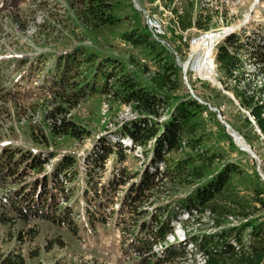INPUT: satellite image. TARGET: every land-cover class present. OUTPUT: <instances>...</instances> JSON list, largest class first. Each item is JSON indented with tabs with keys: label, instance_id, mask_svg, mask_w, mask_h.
<instances>
[{
	"label": "rangeland",
	"instance_id": "374dc122",
	"mask_svg": "<svg viewBox=\"0 0 264 264\" xmlns=\"http://www.w3.org/2000/svg\"><path fill=\"white\" fill-rule=\"evenodd\" d=\"M108 1L112 19L99 24L86 19L83 2L78 0H0V155L7 149H18L43 164L39 170L30 168L25 176H17L16 172L29 169L28 157L14 166L7 179L0 178L1 259L20 254L24 264H138L144 254L138 241L128 246L127 233L152 223L155 216L161 224L174 227L163 241L152 246L154 254L165 253L167 247L173 246L184 252L183 260L174 259L178 264H202L198 239L204 234L228 232L246 221L236 213L234 202L242 204L246 211L259 208L256 197L264 199V136L234 93L235 88L248 94L261 90V100L264 99V0H193L196 13L204 8L213 13L210 29L223 36L217 50L226 46L240 61L236 82L226 79L216 62V74L212 75L216 80L193 76L195 64L184 68L185 62H191L188 56L194 47L192 40L204 31L195 27L182 31L170 7L163 6L160 0ZM181 7L178 4L179 10ZM142 9L159 17L165 29L163 39L168 44L164 41L163 47L153 42L177 65L176 91L158 88L155 77L160 73L159 62L144 46L123 37L133 29L148 33ZM148 37L152 39L149 33ZM74 54L81 59L84 55L93 58L89 64L81 62L83 76H77L81 79L78 86L94 77L92 69L97 66V57L103 59V67L116 64L138 87L169 99L163 100L157 114H143L134 102L126 103L112 94L114 77L104 79L98 75V84L91 90L86 86L81 96L63 101L57 98L51 80L58 74L57 61ZM186 99L200 105L194 131L182 133L178 148L164 153V160L158 163L152 159L155 137L173 123V107ZM144 115L142 125L153 126L157 135L135 145L119 128L138 124ZM63 120L71 127L67 133L57 135L55 124ZM228 127L247 143L251 154L240 149ZM191 139L195 143H189ZM117 141L123 148L119 160L118 147L114 145ZM105 146L113 152L92 165ZM63 158L73 161V165L59 172L58 183L53 184L51 173ZM231 165L238 171L230 173L220 193L208 201L229 211L224 220L216 225L208 210H187V200H195L197 190L206 188L215 175ZM197 166L204 168L202 178L186 174ZM119 170L123 172L121 182L112 186L113 172L117 177ZM146 173L153 176L155 186L143 191L147 197L136 203V213L130 209L126 192L130 185L138 187ZM34 178H45L55 197V211L68 207L65 219L70 217V227L34 215L24 218L17 211L14 190L24 185L21 194L27 197V186ZM263 215L264 210H260L247 218ZM248 231L249 228L242 232L245 245L250 239ZM229 241L236 243L232 238Z\"/></svg>",
	"mask_w": 264,
	"mask_h": 264
},
{
	"label": "trees",
	"instance_id": "16d2710c",
	"mask_svg": "<svg viewBox=\"0 0 264 264\" xmlns=\"http://www.w3.org/2000/svg\"><path fill=\"white\" fill-rule=\"evenodd\" d=\"M83 2V13L86 16L87 20H95L97 23H109L112 19L110 12V3L108 0H78ZM162 5L169 8L171 12L177 18V26L182 31L191 29L195 27L201 31H207L211 28V23L213 21V13L210 9L199 10L200 12L196 13L193 7V0H160ZM178 4L183 7L179 10L177 8ZM89 18V19H88ZM123 37L127 40H130L136 46H144L149 53H151L152 58L159 62L160 64V73H157L155 82L160 89H167L169 91H176L178 88V68L174 61L170 58V55L160 46L156 45L152 40L149 39L148 33L143 31H136L135 29L126 31L123 34ZM90 57H95L90 54ZM97 66L92 70H95L94 77H91L89 81L82 86H78L81 83V79L77 78L78 75L83 76L80 71L81 62L87 61L91 63L93 58L87 57L84 55L83 59L79 58V55L74 54L70 55L68 58H62V60L57 61L55 64V70L58 73L53 81V86L56 87L55 91L58 95L57 98L63 99V101H71L73 98L81 96L86 91V86H90V90L96 85L98 75H103V78L114 77L116 79L115 87L112 89V94L116 98L123 100L128 103V101L134 102V107L141 111L143 114L155 115L158 113V107L164 101H168V96H158L155 91L148 90L147 88H140L137 86L134 79H132L128 74L126 75L122 70L116 68V64L109 65L106 64V67H103L102 60H98L97 57ZM213 60L218 65L219 71L227 79H232L237 81V76H235L236 70L240 67V61L237 56L227 50V47L221 46L217 50ZM63 61V62H62ZM109 66V69H108ZM105 69V70H104ZM98 71V73L96 72ZM77 78V79H76ZM78 84V85H76ZM87 84V85H86ZM104 86V85H103ZM101 86V87H103ZM100 87V88H101ZM58 88V89H57ZM68 89V90H67ZM66 90V91H64ZM65 93V97L63 94ZM234 93L236 98L239 99L242 106H246L249 109L250 115L257 126L260 133L264 136V99L263 92L259 90L258 92H251L248 94L244 89L238 90L235 88ZM262 94V95H261ZM73 97V98H72ZM75 100V99H74ZM200 111V105L194 100L186 99L177 102L173 107L171 112L173 123L165 126V131L162 134L157 135V129L153 128L151 125H142L146 116L144 115L143 119L135 124H130L128 126H123L121 129V134L124 136L130 137V140L135 145H141L145 142V139H148L152 136L155 137V147L152 153V159L156 162H162L164 160V153L175 150L179 146V141L182 133H191L194 131V118ZM246 124L253 128L250 121L246 119ZM71 127L70 122L63 120L62 124H55L56 134L59 135L62 131L65 133L68 132V127ZM63 133V132H62ZM45 139V138H44ZM189 143H195L194 139L188 141ZM115 146L118 147V160L123 157V148L122 145L117 141ZM110 147H103L101 153L96 159L92 160V165L98 164L105 156L111 154L113 151L110 150ZM18 149H9L2 152L0 155V178L7 179L8 173L17 165V163L24 162L29 156L23 152H17ZM31 156V155H30ZM199 159L209 162V159L198 156ZM30 162L28 168L26 167L21 172H16V175L22 173V177L25 176L30 170L41 169L43 164L39 162L37 157H29ZM28 158V159H29ZM73 165V161L69 159H61L58 161L55 169L52 171L50 177V182L53 184L58 183L56 180V175L59 172H63L66 166ZM18 171V170H17ZM238 169L232 165L227 167L221 174L215 175L210 182H208L206 188L196 191L195 200H187L189 203L187 210L192 209L195 211L204 212L208 210L209 214L213 216L212 220L215 218V224L219 225L223 221L224 217L229 214V211L218 207L216 204H208V201L213 200V198L220 193L221 189L225 186L229 180V174L237 172ZM15 172V171H14ZM205 171L203 166H197L191 169L190 172L186 173L187 175L194 176L195 178H202ZM116 172H113V179L110 183L111 185H118L121 181L123 175L122 170H119V175L114 177ZM54 176V177H53ZM141 184L136 187L130 185L129 190L126 192V200L131 204L130 209L139 213L137 207H139L138 202L144 201V198L147 197L143 191L148 190L155 186L154 178L151 175L143 174ZM55 181H54V180ZM124 184V183H122ZM26 185V184H25ZM24 185L15 189L12 195L14 200L16 199L14 206H16L17 211L22 214L24 218H30L32 215L45 220H50L57 225L64 223L70 227V217L68 220L65 219L66 212L68 207L66 206L64 210H57L55 204H53L55 197L54 194L49 190L45 178H42L40 181L34 178V181L27 186L29 190L27 197L21 193L24 192ZM97 192V191H95ZM259 203V208L252 207L251 210H246L242 204L237 202L235 203L236 213L244 217L246 220L242 224H239L236 228H230L227 231H220L214 233L213 235L204 234L201 238L198 239L197 248L200 249V252L203 253V264H264V215L261 217H251L247 218L249 215L255 214V212L264 210V199L256 197ZM14 202V203H15ZM21 204V205H20ZM152 223L147 225H142L139 232L140 235L137 236V244L141 248V253L144 254V258H140L138 264H178L175 262V258L183 260L185 258L184 252L182 250L176 249L173 246L167 247L165 253H160L155 255L153 252L152 246L159 241H163L164 238L172 231L173 227L168 226L165 222H162L153 217ZM249 228L250 229V239L247 242V245L241 241L242 232ZM131 235H135V232L129 230ZM143 233V234H142ZM233 239L236 243L233 244L230 240ZM193 239L191 241H194ZM241 241V243H240ZM242 245V247H241ZM244 245V246H243ZM238 246V249H236ZM134 249H137L133 247ZM146 253V254H145ZM149 253V254H148ZM153 253V254H152ZM152 254V255H151ZM180 260V261H181ZM0 264H24L23 258L20 254L16 256H9L4 259L0 258Z\"/></svg>",
	"mask_w": 264,
	"mask_h": 264
},
{
	"label": "bare ground",
	"instance_id": "6f19581e",
	"mask_svg": "<svg viewBox=\"0 0 264 264\" xmlns=\"http://www.w3.org/2000/svg\"><path fill=\"white\" fill-rule=\"evenodd\" d=\"M264 7V6H263ZM143 17H144V23H148L153 26H157L158 28L160 27L161 29L159 30H148L149 35L151 36V40L157 43L158 45L165 46L164 45V40H160V38L165 37V29H163L162 22L159 20V17L150 14V12L144 11L143 10ZM146 25V24H145ZM217 30L213 29H208L207 31L201 32L198 37H194L192 40V54L194 56V60L191 64V62H185L184 66L187 67L189 65H194L192 71V75L197 77L198 79H208V80H216V77L212 76L213 74H216L214 72V62L213 60L216 52H217V43L220 42V40L223 38L222 35H219ZM222 37V38H221ZM201 50V52H200ZM204 51V55L202 52ZM202 56V57H201ZM206 56V57H205ZM201 57V60H199ZM204 58V59H203ZM196 59V60H195ZM190 61V59L188 58ZM198 60L197 63H194ZM210 66L212 69H210ZM212 76V77H211ZM228 127V131L233 137L234 141L237 143V145L240 147L241 150L244 152L247 151L248 153L251 154V151H248L249 146L247 145L246 142L243 141L242 138H240L236 133L232 132ZM195 211V210H194ZM185 215H189L186 213ZM185 217V216H184ZM183 223V221H182ZM178 225V224H177ZM174 227V226H173ZM174 231V230H173ZM249 232V231H248ZM185 235V234H184ZM248 237L250 238V234L248 233ZM248 241V240H246ZM241 243V241H240ZM245 245V244H244ZM243 245V246H244ZM242 247V245H241ZM236 249H238V246H236ZM196 250V248H195ZM203 253H200L201 259H203ZM204 263V259L202 264Z\"/></svg>",
	"mask_w": 264,
	"mask_h": 264
},
{
	"label": "built area",
	"instance_id": "2783aa9c",
	"mask_svg": "<svg viewBox=\"0 0 264 264\" xmlns=\"http://www.w3.org/2000/svg\"><path fill=\"white\" fill-rule=\"evenodd\" d=\"M142 13H143V9L142 10H140ZM144 14V13H143ZM146 24V29H148V30H159V29H161L160 27L158 28L157 26H153V25H150V24H148V23H145ZM160 40H164L163 38H160ZM165 41V44H168L167 42H166V40H164ZM191 54H192V51H191V53L189 54V56H188V58L190 59V61H192L193 62V60H194V56L192 55L191 56ZM196 60V59H195ZM192 62H191V64H192ZM184 68H189V66H187V67H185L184 66ZM210 69H212L211 68V66H210Z\"/></svg>",
	"mask_w": 264,
	"mask_h": 264
}]
</instances>
